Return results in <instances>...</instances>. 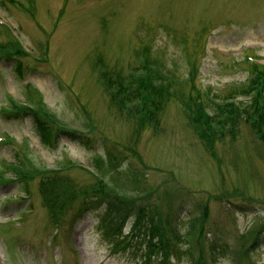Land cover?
I'll use <instances>...</instances> for the list:
<instances>
[{"label":"rangeland","instance_id":"obj_1","mask_svg":"<svg viewBox=\"0 0 264 264\" xmlns=\"http://www.w3.org/2000/svg\"><path fill=\"white\" fill-rule=\"evenodd\" d=\"M253 63L264 0H0V264H264Z\"/></svg>","mask_w":264,"mask_h":264},{"label":"trees","instance_id":"obj_2","mask_svg":"<svg viewBox=\"0 0 264 264\" xmlns=\"http://www.w3.org/2000/svg\"><path fill=\"white\" fill-rule=\"evenodd\" d=\"M252 67H253L252 68L253 72L249 79L250 83H249V86L248 85L246 86L245 90L249 89L251 85V88H250L251 90H257L258 95L263 94L264 93V65L260 63L259 64L253 63ZM147 69H148V64L145 63L142 66H137L134 71L138 72V71L147 70ZM143 75L144 74H139L138 76L142 77ZM116 76H117L116 81H118L120 84L121 83L124 84L123 76H120L119 73H117ZM260 83H262V87L259 88ZM132 89H133V86L131 83L126 85L125 87H121L120 89L112 92V98H114V100L118 102L119 105L124 103L125 99L133 100V99L140 98L142 101L147 99V96H145L142 92H138L136 94ZM233 101L234 100L232 99L229 101H224L223 106L225 107L233 106L235 105V103H232ZM236 108L237 107H232L231 110L235 111ZM28 112L29 113L34 112L35 117L33 116V122L35 123L36 131L38 135L40 136L41 142L47 146H55L59 144L60 139L63 137H68L69 139H74L81 143L91 141V138L87 134H84L83 131L79 132L73 129H66L64 127H58L55 121L41 117L38 112H35V110H28ZM148 120L152 122L154 127L157 125V118L150 117ZM262 123H264V121H255L254 125L255 127H257L258 125H262ZM261 136L264 138V132L261 133ZM106 150L108 151L109 157L114 160V158H116L117 156L116 152L112 151L109 147H107ZM114 215L115 216L113 220L121 221L122 216L120 212H117Z\"/></svg>","mask_w":264,"mask_h":264}]
</instances>
